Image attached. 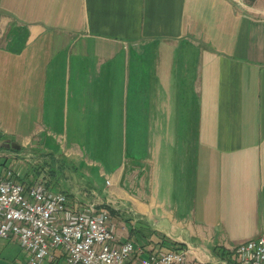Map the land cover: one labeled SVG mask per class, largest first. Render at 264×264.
I'll return each instance as SVG.
<instances>
[{"label": "crops", "instance_id": "obj_1", "mask_svg": "<svg viewBox=\"0 0 264 264\" xmlns=\"http://www.w3.org/2000/svg\"><path fill=\"white\" fill-rule=\"evenodd\" d=\"M0 103L21 147L117 140L98 204L117 242L118 207L165 245L264 236V0H0ZM26 260L0 239V264Z\"/></svg>", "mask_w": 264, "mask_h": 264}, {"label": "built area", "instance_id": "obj_2", "mask_svg": "<svg viewBox=\"0 0 264 264\" xmlns=\"http://www.w3.org/2000/svg\"><path fill=\"white\" fill-rule=\"evenodd\" d=\"M18 168L0 166V239L15 240L27 264H188L184 248L147 250L117 242L110 212L94 203L74 204L43 183L25 185ZM239 264H264V236L237 244Z\"/></svg>", "mask_w": 264, "mask_h": 264}, {"label": "rangeland", "instance_id": "obj_3", "mask_svg": "<svg viewBox=\"0 0 264 264\" xmlns=\"http://www.w3.org/2000/svg\"><path fill=\"white\" fill-rule=\"evenodd\" d=\"M6 110L7 107L0 103V144L11 142L20 145L22 139L18 136V132L27 133L31 124H26V121L15 122V116L11 118L7 113H3ZM37 135L39 138L33 139L34 145L29 148L24 146L16 151L0 147V166L17 167V179L21 183L28 185L30 182L39 181L52 191L63 192L74 204L92 202L98 206L100 203H105V198L109 195L110 187L106 181L110 178L111 164L115 166L124 158L122 154L120 155L121 146L115 154H111L117 147V140L106 138V135L80 138L76 142V151L66 157L62 150L63 145H60L56 138L46 137L44 133ZM152 151L150 142L147 146V155L152 157L150 154ZM118 208L121 212L119 219L123 218L128 223L127 228L132 232L136 245L145 246L147 250H157L159 245L152 248L147 245L166 243L167 238L165 237L166 239L162 241V236L155 231L154 226H149L153 222L140 221L138 218L134 221L133 217L129 218V215L125 213L127 210ZM123 213L126 216H123ZM185 242L187 244L175 243L184 248L188 264H227L223 263V259L228 260L226 255L220 257L224 255L221 253H226L220 247L216 248L201 242L194 243L193 239H186ZM230 260L234 262L233 264L239 263L234 254Z\"/></svg>", "mask_w": 264, "mask_h": 264}, {"label": "trees", "instance_id": "obj_4", "mask_svg": "<svg viewBox=\"0 0 264 264\" xmlns=\"http://www.w3.org/2000/svg\"><path fill=\"white\" fill-rule=\"evenodd\" d=\"M99 207H101V208H106L109 212H110V214L112 213H114V211L111 209V208H109L108 206H99ZM160 244V246H162L161 248L162 249H165V250H171V249H175V248H180V249H182L183 247L182 246H180V244H176V243H172L171 245L170 244H166L165 245V243H163V242H161V243H159ZM167 245H170V246H167ZM224 252H226V253H221V254H224V255H220V257H225V255H226V258L229 260V261H231L230 260V258H231V256H232V252L231 251H225L224 250Z\"/></svg>", "mask_w": 264, "mask_h": 264}, {"label": "water", "instance_id": "obj_5", "mask_svg": "<svg viewBox=\"0 0 264 264\" xmlns=\"http://www.w3.org/2000/svg\"><path fill=\"white\" fill-rule=\"evenodd\" d=\"M0 147L1 148H5V149H12V150H20L21 149V146L18 145V144H15V143H11V142H3L0 144Z\"/></svg>", "mask_w": 264, "mask_h": 264}]
</instances>
